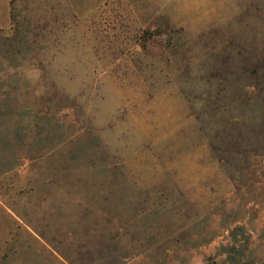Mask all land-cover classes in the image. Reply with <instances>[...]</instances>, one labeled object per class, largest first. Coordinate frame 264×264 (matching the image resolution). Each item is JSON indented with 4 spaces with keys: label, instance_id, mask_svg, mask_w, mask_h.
Returning a JSON list of instances; mask_svg holds the SVG:
<instances>
[{
    "label": "rangeland",
    "instance_id": "1",
    "mask_svg": "<svg viewBox=\"0 0 264 264\" xmlns=\"http://www.w3.org/2000/svg\"><path fill=\"white\" fill-rule=\"evenodd\" d=\"M0 264H264V0H0Z\"/></svg>",
    "mask_w": 264,
    "mask_h": 264
},
{
    "label": "trees",
    "instance_id": "2",
    "mask_svg": "<svg viewBox=\"0 0 264 264\" xmlns=\"http://www.w3.org/2000/svg\"><path fill=\"white\" fill-rule=\"evenodd\" d=\"M11 52L12 53H15V52H19L20 50L18 49V46H17V43L16 42H14V43H12V41H11ZM18 49V50H17Z\"/></svg>",
    "mask_w": 264,
    "mask_h": 264
}]
</instances>
